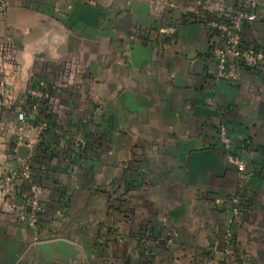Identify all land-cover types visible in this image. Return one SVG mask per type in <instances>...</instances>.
<instances>
[{
    "label": "crops",
    "instance_id": "obj_1",
    "mask_svg": "<svg viewBox=\"0 0 264 264\" xmlns=\"http://www.w3.org/2000/svg\"><path fill=\"white\" fill-rule=\"evenodd\" d=\"M251 1L256 20L244 25L242 43L264 50V0ZM241 2L7 0L0 179L30 82L46 79L51 98L41 105L50 124L34 123L20 145L45 171L40 230L36 237L3 209L0 184V264H225L220 234L232 207L212 198L235 194L243 205L229 264H264V68H240L233 83L215 79V38L192 17ZM174 24V34L162 31ZM219 125L250 176L228 165ZM168 232L170 246L156 241ZM58 239L77 249L68 263L37 256L36 244Z\"/></svg>",
    "mask_w": 264,
    "mask_h": 264
},
{
    "label": "built area",
    "instance_id": "obj_2",
    "mask_svg": "<svg viewBox=\"0 0 264 264\" xmlns=\"http://www.w3.org/2000/svg\"><path fill=\"white\" fill-rule=\"evenodd\" d=\"M7 0H0V12L6 8ZM250 0L242 2L234 9H222L209 11L198 8L192 11L194 20L204 23L212 32L214 40L210 43V53L215 65L214 77L217 80L233 83L237 80L238 70L246 68L249 70H262L264 68V50L255 46H246L242 43V29L245 24L256 20V11ZM255 6V5H254ZM165 34H174L176 25L166 26L162 30ZM31 103L27 109L17 112L16 132L13 152L15 166H8L0 179L2 190V207L11 214L19 223L26 225L37 237L40 230V218L43 212V202L40 194L41 187L38 184L29 158L17 155L18 147L23 143L24 133L34 125L33 118L37 115L42 102L51 98L46 79L38 78L30 82L26 90ZM39 129L47 127L46 122L39 124ZM218 133L220 141L226 150V160L229 166L234 168L240 176H250L248 160L238 151L232 149L231 138L225 125H219ZM228 202L232 217L228 218L220 234L221 252L223 257H231L235 247L233 235V219L242 209V196L235 194L227 200L218 196L212 198L213 205ZM30 207V210H27ZM163 241L167 246L173 242L170 232L165 236L156 238ZM229 258L225 264H229ZM239 260L245 262V255L240 253Z\"/></svg>",
    "mask_w": 264,
    "mask_h": 264
},
{
    "label": "water",
    "instance_id": "obj_3",
    "mask_svg": "<svg viewBox=\"0 0 264 264\" xmlns=\"http://www.w3.org/2000/svg\"><path fill=\"white\" fill-rule=\"evenodd\" d=\"M196 65H202L200 62H196ZM26 146H19L18 156L25 157L27 153ZM16 162L12 161L9 166H15ZM30 210V207H27ZM35 252L37 256L42 257L44 261L49 262L52 258H57L61 262L68 263L70 259L74 258L77 249L74 245L65 239H58L53 241H42L36 244Z\"/></svg>",
    "mask_w": 264,
    "mask_h": 264
},
{
    "label": "trees",
    "instance_id": "obj_4",
    "mask_svg": "<svg viewBox=\"0 0 264 264\" xmlns=\"http://www.w3.org/2000/svg\"><path fill=\"white\" fill-rule=\"evenodd\" d=\"M251 2H253V1H251ZM252 6L254 8L256 7L254 5H252ZM184 18H186L188 21L191 19V17H188V16H186ZM255 48H258V47L255 46ZM48 88L50 89V92H51L50 84H48ZM30 103H31V98L28 96V105H30ZM45 103L46 102H42L41 105H44ZM32 120H33V122L35 124L44 121V122H46L47 127L50 124L49 115L47 114V112L44 113L41 110V107L39 108L37 116H35ZM245 142H244V146H245ZM38 149H39V151H40V153L42 155L41 159L48 160V158H49L51 153L49 152V144H48V142L45 141L44 137L42 138L41 142L38 144ZM29 161H30V165H31V168H32V172L34 173V175L36 177V180H37L38 184L40 185L41 184L40 181L44 177L45 171L41 170L39 167H35V165H33V162L31 161V159H29Z\"/></svg>",
    "mask_w": 264,
    "mask_h": 264
}]
</instances>
